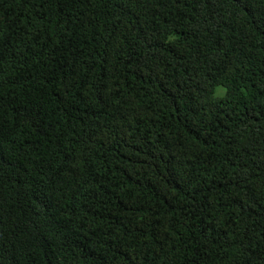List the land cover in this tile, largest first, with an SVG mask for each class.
<instances>
[{"label":"trees","instance_id":"1","mask_svg":"<svg viewBox=\"0 0 264 264\" xmlns=\"http://www.w3.org/2000/svg\"><path fill=\"white\" fill-rule=\"evenodd\" d=\"M0 264H264V0H0Z\"/></svg>","mask_w":264,"mask_h":264}]
</instances>
